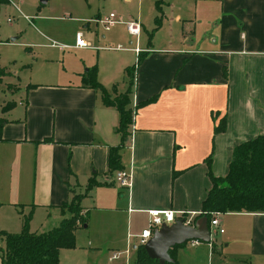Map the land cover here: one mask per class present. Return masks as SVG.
Returning a JSON list of instances; mask_svg holds the SVG:
<instances>
[{
	"label": "crops",
	"instance_id": "obj_1",
	"mask_svg": "<svg viewBox=\"0 0 264 264\" xmlns=\"http://www.w3.org/2000/svg\"><path fill=\"white\" fill-rule=\"evenodd\" d=\"M178 5L172 17L180 21V31L162 43L141 45L139 33L135 37L124 28L134 41L128 39L122 49L134 52L131 47L137 46L134 53L141 55L128 93L131 121L118 150V164L129 171L127 187L114 182L118 168L107 164L108 147L120 143L118 112L82 79L95 66L97 81L116 96L127 87L119 86L125 80L121 57L100 61L97 54L95 64L83 61L89 67L66 69L67 77L52 69L28 75L17 80V97L0 108L6 119L0 139V229L17 232L28 215L30 231L46 230L65 214L60 204L71 190L81 193L86 221L74 230V246L59 248L56 264H86L84 248L102 246L119 252L115 258L107 254V261L123 255L126 264L135 255L136 234L146 225L149 208L185 210L193 222L202 215L210 185L204 157L210 153L211 173L223 175L232 146L264 131V0H178ZM99 16L94 15L95 24ZM73 42L50 45L59 51L89 47ZM222 115L224 128L215 132ZM217 217L222 230L207 223L208 241L189 239L172 248L177 263L264 264V212L224 211ZM89 226L86 241H77L78 231Z\"/></svg>",
	"mask_w": 264,
	"mask_h": 264
},
{
	"label": "rangeland",
	"instance_id": "obj_2",
	"mask_svg": "<svg viewBox=\"0 0 264 264\" xmlns=\"http://www.w3.org/2000/svg\"><path fill=\"white\" fill-rule=\"evenodd\" d=\"M162 1L159 3L160 8L156 7V0H46V2L7 0L1 2L0 64L7 66L8 75H5L0 82V108L5 102L10 101L9 98L17 97L18 92L14 93L16 86L28 75L32 74L35 78L41 76L46 69L63 70V72L70 68L82 70L90 65L83 64V61H92L93 65L97 54H100V61L104 59L113 61V58L121 57L125 67L123 72L119 71V74L125 75V80H121L122 82L119 80L121 83L119 86L123 82L127 83L126 66L135 61L136 54L126 49L107 46H115L117 43L128 46L130 45L128 39L133 44L134 37L125 33V25L121 22L114 24L108 30H103L92 19L97 12L104 15L109 11H113L122 19L131 17L141 23L138 35L141 45H149L150 42L159 44L167 40L169 34L175 36L180 31V21L172 17L178 11V0ZM86 20H88V29L83 26ZM76 32H80L89 42L90 48L68 47L59 51L57 47L50 45L52 40L56 43H72ZM101 33L104 36H101ZM90 34L92 38L89 39ZM148 38L149 41H147ZM24 64H28V67H23ZM13 69L17 70V75L13 74ZM67 73L62 76L67 77ZM73 190L79 192L76 188ZM90 226L88 229H83L85 231H78L77 241H86L85 232L90 230ZM211 233L213 231L210 229ZM98 239L102 241L103 238ZM84 249L86 264H123V255L107 261L106 255L109 256L110 251L106 247ZM82 250L76 252L81 253ZM134 257L135 255L130 254L126 264H134Z\"/></svg>",
	"mask_w": 264,
	"mask_h": 264
},
{
	"label": "trees",
	"instance_id": "obj_3",
	"mask_svg": "<svg viewBox=\"0 0 264 264\" xmlns=\"http://www.w3.org/2000/svg\"><path fill=\"white\" fill-rule=\"evenodd\" d=\"M7 0H0L6 2ZM161 0H156V7L160 8ZM141 60V55H137L133 64L126 66L127 87L114 97H110L105 88L95 77V66H91L84 71L82 79L88 85L100 90L103 103L112 104L118 112L116 129L120 133V143L108 147L107 164L108 168H121L118 164L119 147L123 143L127 125L131 121L132 108L129 106V88L132 83V70L135 64ZM224 73V68H223ZM7 73L4 66L0 65V82ZM154 96L145 98L136 105L151 101ZM11 101L5 102L1 109H6ZM5 118L0 116V139L1 127ZM224 115L219 118L213 130L220 131L224 128ZM207 166V176L210 185L201 200V214L205 216L207 223L213 212L224 211H261L264 212V131L249 138L235 143L230 152L226 171L223 175H214L209 168L210 153L204 157ZM89 180L85 187L86 191L91 184ZM70 198L60 204L63 216L58 223L43 231H30L27 227L28 215L22 219L21 228L17 232H8L0 229L3 236V246L0 247V264H56L58 250L60 247L74 246V230L76 226L84 224L86 213L81 212L79 198L81 193L74 192ZM183 243V242H182ZM181 244V243H179ZM172 245L169 249L171 261L163 264H178L172 254ZM134 264H159L156 259L150 258L142 244H137L135 248Z\"/></svg>",
	"mask_w": 264,
	"mask_h": 264
},
{
	"label": "built area",
	"instance_id": "obj_4",
	"mask_svg": "<svg viewBox=\"0 0 264 264\" xmlns=\"http://www.w3.org/2000/svg\"><path fill=\"white\" fill-rule=\"evenodd\" d=\"M14 4V3H13ZM9 20V18H7ZM96 22H99L103 29L109 28L116 22L123 21L125 25V29L128 34L137 36L140 30V23L133 18H129L126 20H121L113 11H109L106 14L95 18ZM74 45L76 47L82 46H91L89 42L82 37L80 32H76L74 34ZM50 44H56L54 40L50 42ZM109 48H128L126 46H122L120 44H116L115 46H107ZM134 52H138L139 48L137 46L131 47ZM113 180L118 186L127 187L129 184V171L124 168H118L113 172ZM218 211L213 212V214L209 218V226H213L216 230L221 231L222 228L218 226ZM148 218L147 223L144 227L140 229L137 235V244H143L145 240L150 236L153 228L158 227L162 223H170L175 218H182L183 223L191 224L192 223V214L191 212L185 210H174L171 208H149L147 210ZM191 242H197L196 239H192ZM119 252L116 250L111 251L109 257L115 258Z\"/></svg>",
	"mask_w": 264,
	"mask_h": 264
},
{
	"label": "water",
	"instance_id": "obj_5",
	"mask_svg": "<svg viewBox=\"0 0 264 264\" xmlns=\"http://www.w3.org/2000/svg\"><path fill=\"white\" fill-rule=\"evenodd\" d=\"M45 2V0H39ZM189 239L201 241L209 240V228L204 215L195 219L191 224L183 223L182 218H175L170 223H162L153 228L150 236L142 244L143 249L150 258L159 264L171 261L168 249Z\"/></svg>",
	"mask_w": 264,
	"mask_h": 264
}]
</instances>
